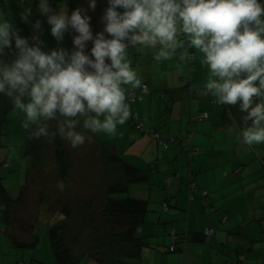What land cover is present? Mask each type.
<instances>
[{
    "label": "clouds",
    "instance_id": "clouds-1",
    "mask_svg": "<svg viewBox=\"0 0 264 264\" xmlns=\"http://www.w3.org/2000/svg\"><path fill=\"white\" fill-rule=\"evenodd\" d=\"M8 0H3L6 5ZM32 0H25L21 20L30 22ZM95 9L97 0H87ZM103 30L93 34L84 7L70 13L66 0L53 9L50 0H35L47 17L51 35L61 42L70 30L73 47L44 50L41 21L33 35H21L13 17L0 6V95L35 125L32 136L59 135L72 148L90 133L115 135L131 109L124 86L141 80L128 58L129 49H157L166 61L185 47L202 53L209 77L204 91L221 105H238L245 113L238 139L248 146L264 144V0H107ZM92 43L89 52L88 43ZM6 50H14L7 55ZM185 59L188 57L185 56ZM57 120L55 131L48 122ZM248 121H251L249 124ZM63 190V182L58 184Z\"/></svg>",
    "mask_w": 264,
    "mask_h": 264
},
{
    "label": "crops",
    "instance_id": "crops-1",
    "mask_svg": "<svg viewBox=\"0 0 264 264\" xmlns=\"http://www.w3.org/2000/svg\"><path fill=\"white\" fill-rule=\"evenodd\" d=\"M17 3L19 2L16 0H8L7 4L4 5L3 0H0V6L5 7L8 12H12ZM77 7H81V5L79 4L72 10ZM36 11L37 8L32 9V15H35ZM16 14L17 11L13 13L12 17L15 27H20L17 28L20 34L31 31L32 24H28L30 22L24 24L21 17L14 16ZM96 27L98 26L96 25ZM99 31L102 29L97 32ZM97 32H93V34L95 35ZM75 34L74 32L72 39ZM39 35L42 38L43 32L40 31ZM142 50L136 51L134 48H130L128 58L132 67L137 71L141 82H146L150 90L142 100L129 103L131 109L134 108L131 111L135 112L137 109L142 115L152 116L154 111L150 106L155 104L154 99L159 107H164L159 114H167L165 137L187 136L188 130L190 131L192 128L195 130L193 137L189 140L199 146V154L196 157L195 155L191 157L187 153L188 150L186 151L180 146L181 144L177 143H174L177 150H172L169 155L174 157L173 169L187 165L193 171L196 169V182L198 181L201 188L209 191L204 194L198 189L194 197L190 198V192L187 195L190 191L188 178L187 176L182 177L185 174H182L180 170L176 174L177 176L170 177V186L167 191L165 189L168 186L165 188L163 185V187L156 188L155 182L150 179L149 175L143 174L145 171L140 166L124 159L136 167L135 176H138L139 179L129 181L128 178H125L126 174L123 171L125 177L123 176L122 179L125 178V181L121 180L122 183L111 181L105 186V202L108 198L116 197V194L128 191L131 182H134V186L137 187H133V189L137 194L131 198L147 200L148 210L144 216L147 222L145 221L144 225L139 227L142 239L131 243V247H129L133 253L121 257V264H154L150 258L144 260V251L149 256L153 255L154 252L156 257L162 251H172L168 247L173 244L172 232L174 231L178 237V250H175L178 252L166 256L165 260L163 259L158 264H264V242H262L264 241V144L253 146L243 144L241 139H238V134L240 129L245 126L242 123L245 113L239 111L238 105H220L215 102L216 99L211 94H204V85L210 73L208 66L202 62V53L194 49L196 61L194 69L190 70L188 58H184L187 56L185 49L178 50L171 59L166 61L154 59L158 48ZM86 51L89 52L88 45ZM188 70L192 74V78L189 80L185 79ZM188 81L192 86L189 91L188 87L181 88L188 84ZM156 86L162 89L158 90ZM131 88L133 87L130 85L124 86L125 92ZM134 89L139 91L140 86ZM148 99L151 100V104ZM159 99L165 100L166 104H161L163 101ZM205 111L209 112L208 118L202 121L195 120L198 123L194 122L192 125V116H198ZM155 112L158 113V111ZM141 120L146 127L144 120ZM128 122L134 126V121L131 118L126 123ZM185 122H187L186 129H184L186 124H183ZM2 124L0 118V127ZM121 126L118 125L117 128L119 129ZM80 129H83L82 126L77 128L79 131ZM59 138L61 137L59 136ZM152 145L154 144L152 143ZM157 147L155 148L157 149ZM152 152L156 153V150H152ZM99 156L105 158V160L103 159L105 172L106 170L109 173L112 172L114 170L113 164L116 165V168L122 169L120 163L112 162L110 164L106 156L104 157L103 154H99ZM238 165L241 166L238 167ZM232 171L234 178L231 182H227L226 179L230 177L229 172L232 173ZM107 182L109 181L107 180ZM148 182L152 185L149 186L150 183L148 184ZM118 183L122 184L123 187L125 186L127 190H113L112 188L116 187ZM139 183H142L143 186ZM240 191L247 196L253 195V200L248 196L249 202L246 207L243 204L240 205L238 197L242 195L237 196ZM93 200L95 199L90 198L89 202H93ZM12 204L7 206L5 201L0 200V207L7 206L6 208L9 209V218L13 214L12 209L16 203ZM233 204H238L237 212ZM244 208L246 211L243 210ZM241 211H243L241 216H245L243 220L240 219V215H237ZM3 216L5 224L0 227V250H5L6 247L15 243L10 240V233H13L14 240H17L15 231L8 228V220L4 214ZM223 217H227L226 221H223ZM246 220L249 221V225L245 226ZM207 227L215 228V232L206 235L204 231ZM16 242L18 243V241ZM124 242L127 241L117 242L116 247L120 250L124 249L127 247ZM182 242H185L184 254L181 251ZM8 255L11 257L10 253ZM5 257L6 255L2 251L0 264L14 263V259L6 263ZM104 261L102 257L92 258L94 264H107Z\"/></svg>",
    "mask_w": 264,
    "mask_h": 264
},
{
    "label": "rangeland",
    "instance_id": "rangeland-1",
    "mask_svg": "<svg viewBox=\"0 0 264 264\" xmlns=\"http://www.w3.org/2000/svg\"><path fill=\"white\" fill-rule=\"evenodd\" d=\"M34 1L35 0H32L31 7H36ZM60 3L61 0H50L53 9H57ZM66 3L69 13L73 7L79 6V4L81 7L86 8L88 15L91 17L90 24L93 32H97L99 29L103 30V14L101 15V13H103L108 6L107 0H97L94 10L88 7L87 0H66ZM18 5L19 7L13 8V11H10V13L13 15V13L17 11V14L14 16L20 17L24 4L18 3ZM33 18L41 21L40 31L43 33L46 32L42 39L44 41V49L49 46L52 47V44L56 43V39L51 35L47 17L41 15L37 10ZM96 25L98 27H96ZM16 28L20 27L16 26ZM30 33L31 31L27 33L22 32L24 36H28ZM72 35L73 32H67L65 34V41L62 47L71 50L73 47ZM91 47L92 44L89 43V54ZM191 75L190 70H188L186 78L189 80L192 78ZM156 84L159 85L157 82ZM156 87L158 90L162 89L161 87ZM150 101L151 100L148 99L149 103ZM153 101L155 104L150 103V108H153L154 111L152 116L140 114V118L146 123L144 129L147 132L143 133L136 129L132 123L128 122L119 127V129L117 128L115 135H107L104 133L93 134L84 129H80V131H84L87 136H90L91 139L86 140L85 144L78 148H72L66 139L60 138L61 148L64 152V172L68 174L67 178H63V180L60 176L63 172L60 169L54 138L41 137L36 140V144H40L42 148L40 150L36 145L34 149L41 151V155L36 165L32 167L30 160L31 155L25 153V144L26 140H28L27 134L35 129V125H27L24 127V114L14 108L6 112L5 119L0 128V175L3 177L4 184L8 188L9 194L13 200L18 199L12 209L13 214L10 218L6 213L9 211V209L6 208L7 206L0 207V227L5 224L3 214H6L5 217L8 220L7 226L12 231H15L16 241H18L17 243L13 238V233H10V240L15 243H13L12 246L6 247L5 250H0V254H2L3 251L6 255V263L14 259L13 264H26L28 262L32 264H60L54 252L53 238L51 237L52 230L55 231L53 233L57 232V241L61 248L73 249L72 252L78 260L77 264H94L92 263V258H96V256L97 258L102 257L105 260L104 263L107 264H121V257L123 258L133 253L130 249L131 243L133 242H124L127 246L125 247L127 250H125L124 244V249L122 250L116 247V245H118L117 242L121 241L118 238L122 237V235H119L126 230V226L128 225L125 226L120 219L109 215L105 210V186L111 181H125L127 176L125 177L123 170L116 168L114 164V170H112V172L109 173L107 170L105 172V162H103L105 158H100L99 154H103V156L107 158L108 155L116 153L126 161L140 166L141 169L145 171L143 174L146 173L149 175L150 179L155 182L154 185H156V188L163 187V185L165 188L168 186L165 191H167L170 186V177L174 178L179 170L182 174H185L182 177L187 176L188 183L192 179L197 180L196 169L193 171L189 165L183 167L179 166L173 169L174 157H171L169 152L177 150L175 149L176 147H174V145H176L174 142L170 141L169 146L165 147L160 145L157 139H154L151 135V130H156L161 133L163 138L169 139L165 137L164 133L165 127L167 128V114L160 115L159 112L164 107H159L156 100L153 99ZM161 101V104H166L165 100ZM138 102L141 103L142 101ZM145 102H147L146 99ZM135 107L138 106L135 105ZM131 110L133 111L134 108ZM136 111L138 110L136 109ZM155 111H158V113L156 114ZM195 122L198 123V121ZM57 123V120L48 122L50 131H55ZM183 124H186L184 128L186 129L187 122ZM183 137L187 141V144L180 146L187 151L190 140L187 136ZM152 143L154 145H152ZM98 146H101V148H98ZM154 146H158L157 149ZM152 150H156V153H153ZM187 153L189 154V151H187ZM196 156L197 154L195 157ZM228 156L232 158L231 155L228 154ZM5 162L9 165L5 166ZM111 163L112 162H110V164ZM239 166L241 165H238V167ZM190 174H192L191 177L189 176ZM229 174L230 177L226 179L227 182H231L234 178L233 171L232 173L229 172ZM123 176L125 177L124 179H122ZM107 180L109 182H107ZM60 182H63L65 185L63 190L58 187ZM149 183L150 182H148V184ZM139 184L143 186L142 183ZM196 184H199L198 181ZM151 185L150 183L149 186ZM133 187L136 188L137 186H134V182H131L128 191L116 194L115 196H135L137 192ZM198 187L202 192L204 190L209 191L205 188H201L199 185ZM241 190L243 191V189ZM242 191H240L237 196L242 195L238 197L240 205L243 204L246 207L249 202L248 196L251 197L252 200L254 198L252 194L247 196L244 195ZM20 195H22L21 199H19ZM187 195H189V191ZM90 198L95 200L89 202ZM233 205L237 212L238 204ZM243 210L246 211L245 208ZM242 214L243 211L237 214L240 215L241 220L245 218V216H241ZM246 221L247 222H244L245 226L249 225V221ZM55 225L57 227H54ZM52 227L54 228L52 229ZM172 239L173 244L170 245L172 251H162L157 257L154 252L153 255L149 256V254L144 251V260L150 258L154 264H158L162 262L166 256L178 252L175 251L177 249L178 237L173 235ZM33 242H35L33 246H26L27 243ZM181 251L182 254H184L185 242H182ZM8 253L11 254V257Z\"/></svg>",
    "mask_w": 264,
    "mask_h": 264
},
{
    "label": "trees",
    "instance_id": "trees-1",
    "mask_svg": "<svg viewBox=\"0 0 264 264\" xmlns=\"http://www.w3.org/2000/svg\"><path fill=\"white\" fill-rule=\"evenodd\" d=\"M16 1H18L19 4L22 3L25 5V0H16ZM34 4H35V1H34ZM15 7L16 8L19 7L18 3L16 4ZM32 9H36V7H32ZM35 15H31L30 23H28V24H32L36 20V18H33ZM24 24H25V22H24ZM31 29L33 30L32 25H31ZM32 30H31V33L28 35V37H31L33 35ZM69 32L72 33L73 31L70 30ZM45 33L46 32L43 33L41 39H43V37L45 36ZM21 35H23V34H21ZM64 41H65V38H63V40L61 42L55 41L56 43L52 44V47L49 46V47L45 48L44 50L47 51V50H50V49L55 48V47H61L64 44ZM184 49L187 50V56H188L189 52H192L194 54V49H189L187 47H185ZM13 51L14 50H6V54L10 56L13 54ZM195 61H196V57H195ZM195 61H194V63L191 64V63H189V58H188L190 70L194 69ZM185 79H187V78H185ZM141 84L147 85L148 90H149V85L146 82H141ZM187 87H189V90L192 89V86H190V81H188V84L184 85V87H181V88H187ZM131 89H134V88H131ZM11 108H13V105H12V102L10 101V99L7 96L0 95V118H1L2 122L5 119L6 112ZM139 115H140V113H139ZM130 118H131V116H130ZM25 126L26 125H24V127ZM134 127H135V124H134ZM33 131H34V129L30 133L27 134L28 140H26V144H25V146H26L25 153L31 155L30 160H31L32 167H34L36 165V163L39 159V156L41 155V151H37L36 149H34V147L37 145L40 148V150L42 148L40 146V144L39 145L36 144L37 139L33 138V136H32ZM0 135H1V129H0ZM59 139H60L59 135L54 137V140L56 143V150H57L58 158H59L60 169L63 172V173L60 172L61 173L60 176L64 179H66L68 174H66V172H64V167H65L64 166L65 164L63 161L64 152H63V149L61 148V143H60ZM188 151H189V149H188ZM39 152H40V154H39ZM189 155H190V153H189ZM107 158L109 159L110 162H116V163H120L122 165V169L125 172L129 181L139 179L138 176H135L136 167H134L133 165L124 161V159L122 157H120L118 154L112 153V154L108 155ZM8 165L9 164L5 162V166H8ZM112 189L113 190L119 189L120 191H123V190L126 191L127 190V188L125 186L123 187L122 184H120V183H118L116 185V187H113ZM21 198H22V195H20L19 199H21ZM0 200L5 201L7 206L10 203L12 204V203L18 201V199L13 200V198L9 194V191L7 190L6 186L3 183V177L1 175H0ZM105 210L108 212L109 215H112L115 218L120 219L122 224H124L125 226L128 225V226H126L127 227L126 230L123 231L122 234L119 235V236L122 235V237H119L118 239H120L122 241H127V242H134V241H137L139 239H142L140 231H139V227L141 225H143V223L146 221L144 216L148 210L147 200L139 199V198H131V197H120V198L111 197V198H108V200L106 202ZM6 213L8 215V213H10V212L8 211ZM54 227H57V226L55 225ZM54 227H52V229ZM205 231H206V229H205ZM205 231H204V233L206 234ZM53 232H55V231L52 230L51 237L53 238L54 252H55V255H56L59 263L60 264H64V263L65 264H77L78 260L73 255L71 249L61 248L60 244L57 241V235H56L57 232L56 233H53ZM173 233H175V231L172 232V234ZM206 235H209V234H206ZM34 244H35V242L27 243L26 246L30 247V246H33ZM170 248H171V246L168 247L169 250H171ZM26 264H32V263L28 262Z\"/></svg>",
    "mask_w": 264,
    "mask_h": 264
},
{
    "label": "built area",
    "instance_id": "built-area-1",
    "mask_svg": "<svg viewBox=\"0 0 264 264\" xmlns=\"http://www.w3.org/2000/svg\"><path fill=\"white\" fill-rule=\"evenodd\" d=\"M190 49V48H189ZM188 58H189V63H194L195 61V56L192 52H189L188 54ZM148 92V87L145 84H141L139 91H136L135 89H130L128 92L126 93L127 96V103L129 104L130 102H134L137 100H142L144 95ZM205 95H208V93H206L204 91ZM215 102H217L215 100ZM221 105V104H220ZM209 116V112H203L202 114L198 115V116H192L191 118V124L193 125V123L195 122V120H204L206 118H208ZM131 119L134 121L135 127L136 129L140 130V131H145L144 129V123L143 121L140 119V115L138 112H131ZM151 135L153 136L154 139H157V141L159 142L160 145H163L165 147L169 146L170 141L177 143V144H181V145H186L187 141L184 139L183 136L180 137H171L169 139H165L162 137L161 133L156 131V130H151ZM194 135V130L193 128L188 131L187 133V137L188 138H192ZM189 153L190 156L193 157L194 155L199 153V147L197 145L194 144V142L190 141L189 143ZM193 174V173H192ZM192 174H190L189 176L191 177ZM199 189L198 185L196 184V181L194 179H192L189 182V192H190V198L194 197L195 192H197ZM204 194H207V191L204 190L203 191ZM227 217L223 218V221H226ZM206 234H212L215 232V229L213 227H207L206 228ZM173 235H176L175 233H173Z\"/></svg>",
    "mask_w": 264,
    "mask_h": 264
},
{
    "label": "water",
    "instance_id": "water-1",
    "mask_svg": "<svg viewBox=\"0 0 264 264\" xmlns=\"http://www.w3.org/2000/svg\"><path fill=\"white\" fill-rule=\"evenodd\" d=\"M249 122V124L251 123V121H248Z\"/></svg>",
    "mask_w": 264,
    "mask_h": 264
}]
</instances>
